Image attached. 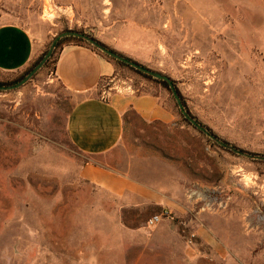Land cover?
<instances>
[{"label":"rangeland","instance_id":"1","mask_svg":"<svg viewBox=\"0 0 264 264\" xmlns=\"http://www.w3.org/2000/svg\"><path fill=\"white\" fill-rule=\"evenodd\" d=\"M0 24L29 31L40 53L62 32L85 33L175 80L220 142L264 156V0H0ZM41 68L0 91V264H264V160L178 115L147 124L132 113L123 147L84 154L67 135L73 99L51 63ZM115 80L168 96L127 68ZM93 162L170 202L107 192L83 177ZM162 209L172 220L149 227Z\"/></svg>","mask_w":264,"mask_h":264},{"label":"crops","instance_id":"2","mask_svg":"<svg viewBox=\"0 0 264 264\" xmlns=\"http://www.w3.org/2000/svg\"><path fill=\"white\" fill-rule=\"evenodd\" d=\"M41 53L29 31L15 24H0V71L21 73ZM53 72L73 99L66 121L68 138L84 154L109 156L123 147L128 112L147 124H172L177 115L168 96L161 94L114 90L103 98L101 82L115 78L118 70L113 62L87 46L64 45L56 54ZM83 177L115 196L129 192L155 204L170 202L161 191L131 180L106 163L85 165Z\"/></svg>","mask_w":264,"mask_h":264},{"label":"water","instance_id":"3","mask_svg":"<svg viewBox=\"0 0 264 264\" xmlns=\"http://www.w3.org/2000/svg\"><path fill=\"white\" fill-rule=\"evenodd\" d=\"M65 36H73V37H78V38H82L84 39L86 42H88L90 45L96 47L98 50H100L101 52H103L104 54L110 56L111 58H114L115 60L121 61L123 63H126L128 65H130L131 67H133L134 69L143 72L144 74L150 75L152 76L154 79H158V80H163L165 82L168 83L169 88L173 94V97L175 99V102L177 104V107L179 109V111L181 112V114L183 115V117L190 122L195 128H197L198 130H200L201 132L205 133L209 138H211L212 140H214L215 142L219 143L222 147L238 154V155H242L251 159H259V160H264V156H260V155H252L249 154L245 151L239 150L238 148H235L233 146H230L228 144H226L225 142H220L215 136L209 134L201 125H199L197 123V121L195 119H193L184 109L183 104L181 102V99L176 91V89L173 86V82L172 80L157 71H153L137 62H134L133 60H129L128 58H126L125 56H122L120 54H118L117 52H114L106 47H104L103 45L99 44L96 40H94L93 38H91L90 36L77 32V31H66V32H62L59 35H57L49 49L47 50V52L45 53V55L42 57V59L40 60V62L23 78L21 79L19 82H17L16 84L10 85V86H0V91H6V90H13V89H17L20 86H22L23 84H25L27 81H29L32 76L45 64V62L48 60V58L51 56L54 48H55V44L57 43V41Z\"/></svg>","mask_w":264,"mask_h":264},{"label":"trees","instance_id":"4","mask_svg":"<svg viewBox=\"0 0 264 264\" xmlns=\"http://www.w3.org/2000/svg\"><path fill=\"white\" fill-rule=\"evenodd\" d=\"M77 32H79V31H77ZM80 33H82V32H80ZM83 34H85V33H83ZM88 36H89V35H88ZM91 38H92V37H91ZM93 39H94V38H93ZM94 40H95V39H94ZM97 42H98V41H97ZM70 43L75 44V45L87 46V47L91 48L93 51H95V52L98 53L99 55H101V56L105 57L106 59H108L109 61L113 62V64H114L115 67L117 68V70H119L120 68H127V69H129V70H131V71H133V72H135V73L141 75L142 77L148 79V80H152V81H154L155 83H158L163 89H165V90L168 92V96H169V98L172 99V100H174L173 94H172V92H171V90H170L169 85H168L167 82H165V81H163V80L154 79L152 76L147 75V74H144L143 72L134 69L133 67H131L130 65H128V64H126V63H123V62H121V61L115 60L114 58H111L110 56H108V55H106V54L100 52V51L97 50L95 47L91 46V45H90L88 42H86L84 39H82V38H78V37L65 36V37L59 39V40L57 41V43L55 44V48H54V50H53L51 56L48 58V60L45 62V64L42 66L41 69H45V68H47V67L49 66V64L51 63V64L53 65V70H54V65H55V61H56V54L58 53V51H59L64 45H66V44H70ZM98 43L101 44V45H103V44L100 43V42H98ZM103 46L106 47L105 45H103ZM106 48H108V47H106ZM108 49H109V48H108ZM110 50H111V49H110ZM112 51H113V50H112ZM46 52H47V50L44 51V52H42V53H41V54H40V55L34 60V62H33V63H32V64H31L26 70H24V71L21 72L20 74L14 76V77H7L6 79L0 81V86H10V85H13V84H16L17 82H19L21 79H23V78H24V77H25V76H26V75H27V74H28V73H29V72H30V71H31V70H32V69H33V68H34L39 62H40V60L42 59V57L45 55ZM114 52H116V51H114ZM118 54H119V53H118ZM120 55H121V54H120ZM122 56H123V55H122ZM128 59H129V58H128ZM129 60H131V59H129ZM134 62H135V61H134ZM170 79H171V78H170ZM171 80H172V79H171ZM172 82H173V86H174V88L176 89V91H177V93H178V95H179V97H180V99H181V102H182V104H183V107H184L185 111H186V112H187V113H188L193 119H195V120L197 121V123H198L199 125H201V126H202V127H203V128L209 133V134L213 135L212 132L210 131V129H209L206 125H204V124H202L200 121H198V120L196 119V117H194V116L188 111L187 106H186V104H185V101H184V99H183L181 93L179 92V90H178L177 87H176V82H175V80H172ZM173 108H174L176 114H177L178 116L181 117L182 121H184V122H186V123H188V124L190 125V123H189V122L183 117V115H182L181 112L179 111V109H178L176 103H174ZM128 114H130V112H128L126 116H128ZM126 116H125V118H126Z\"/></svg>","mask_w":264,"mask_h":264},{"label":"built area","instance_id":"5","mask_svg":"<svg viewBox=\"0 0 264 264\" xmlns=\"http://www.w3.org/2000/svg\"><path fill=\"white\" fill-rule=\"evenodd\" d=\"M119 81H116L115 78H107L101 82L100 85V94L102 95L103 98L108 97V94L111 91H119L118 87L120 85ZM127 89L130 90V87ZM164 219L172 220V216L170 212H168L166 209H162L159 212L154 213L152 216H150L147 220V225L149 227L156 226L159 222H161Z\"/></svg>","mask_w":264,"mask_h":264}]
</instances>
